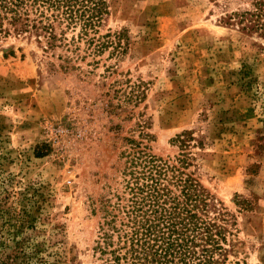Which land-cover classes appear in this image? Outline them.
Listing matches in <instances>:
<instances>
[{
    "label": "rangeland",
    "instance_id": "rangeland-1",
    "mask_svg": "<svg viewBox=\"0 0 264 264\" xmlns=\"http://www.w3.org/2000/svg\"><path fill=\"white\" fill-rule=\"evenodd\" d=\"M107 2L103 49L0 39V260L105 264L151 155L199 184L219 264H264V0Z\"/></svg>",
    "mask_w": 264,
    "mask_h": 264
},
{
    "label": "trees",
    "instance_id": "trees-1",
    "mask_svg": "<svg viewBox=\"0 0 264 264\" xmlns=\"http://www.w3.org/2000/svg\"><path fill=\"white\" fill-rule=\"evenodd\" d=\"M109 14L107 0H0V39L34 35L52 50L64 47L71 31L78 33L69 43L85 41L103 49L108 42L96 35ZM139 160L133 161L135 169L144 163ZM130 175L132 198L122 207L128 223L114 229L115 243L113 236L105 235L101 247L102 254L109 255L105 264H219L226 230L199 215L208 207L199 184L190 176L182 178L179 167L151 155L142 173L131 170ZM171 185L181 188V196ZM0 264L12 263L2 258Z\"/></svg>",
    "mask_w": 264,
    "mask_h": 264
}]
</instances>
